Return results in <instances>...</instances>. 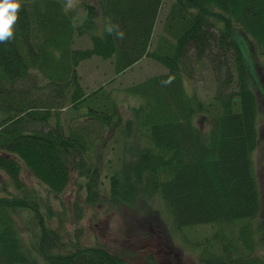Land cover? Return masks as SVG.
I'll return each mask as SVG.
<instances>
[{
  "label": "trees",
  "instance_id": "1",
  "mask_svg": "<svg viewBox=\"0 0 264 264\" xmlns=\"http://www.w3.org/2000/svg\"><path fill=\"white\" fill-rule=\"evenodd\" d=\"M78 1L23 0L15 38L0 43V264H132L81 235L66 239L64 203L56 211L53 198L74 175L84 179L74 221L85 206L137 209L158 199L203 264H264L255 161L262 107L253 86L259 78L264 91V0H176L155 47L165 0L84 1L82 20ZM109 22L123 39L104 32ZM243 36L263 59L254 77ZM84 37L90 46L77 47ZM95 56L114 59L117 74L144 58L167 72L125 89L136 101L124 119L111 92L87 94L81 84L78 67ZM208 75L206 98L194 85ZM105 131L114 136L104 139L113 147L108 181L94 155ZM205 224L215 225L212 235L187 238L186 229Z\"/></svg>",
  "mask_w": 264,
  "mask_h": 264
},
{
  "label": "rangeland",
  "instance_id": "2",
  "mask_svg": "<svg viewBox=\"0 0 264 264\" xmlns=\"http://www.w3.org/2000/svg\"><path fill=\"white\" fill-rule=\"evenodd\" d=\"M84 1L95 3V0H83L82 2L79 0L77 2L76 10H78L81 20L86 16V11L83 6ZM175 2L176 0H165L157 22L154 47L158 41V35L163 31L170 8ZM240 36L242 37V35ZM243 39H245V53L250 51V53H247V59L250 72L252 77H254L253 75H256L255 72L259 74L263 59L258 57V53L255 52L251 39L248 36H243ZM75 45L77 47H86L88 45L90 46V42L87 37L77 38ZM78 72L81 84L87 94L103 86V89L107 93L111 92L115 97L114 99L117 102L118 110L124 119H127L131 116L129 107L136 99L132 95L127 94L125 89L149 77L167 72V68L150 58H144L134 65L132 69L117 74L114 59H103L95 56L83 61L78 67ZM199 77L203 79V83L198 84V81H196V85L194 86L197 87V90L204 97L209 98L211 95L207 93L212 88L211 77L208 75L206 80L202 76ZM253 79H255L253 80V86L257 91L262 107L260 113L259 144L255 154V161L257 176L261 182L264 219V91L261 80L259 78ZM28 83L40 87L42 80L32 78ZM199 86H203V88L201 89ZM187 88L190 91L192 90L189 83H187ZM60 113L63 122L72 115L69 109H63ZM81 119L84 122L88 121L83 118ZM69 123L65 122V125L67 126ZM102 137L101 144L95 149L100 154L97 155L94 153V155L100 157L99 161L103 169L102 180L106 179L108 181L107 174L109 171L106 161L113 157V147H111L112 142L110 141L108 148H105L104 139L108 142L114 136L109 131H105ZM24 180L28 185L39 187L26 171L24 172ZM82 181L84 179L77 178L74 175L68 191L61 195L60 199L53 198V208L56 211H59L62 202L64 203L63 213H65L66 221L62 230L67 231L66 239L70 237L76 238L77 235H81L84 245L95 246L99 244L105 246L112 252L122 254L132 264H148L147 257L149 255L155 258L153 259L156 261V264H203L199 261V248L194 247L188 240L185 241L172 228V221L161 200L157 199L154 202L148 203V205L145 202L140 203L137 209L130 208L124 204L113 205L109 202L100 203L95 207L85 206L81 218H77L74 221L73 216L75 214L73 208H75L76 201L79 204L84 203L83 198H77L79 182L83 183ZM81 192L84 194V191L81 190ZM146 210L150 212L148 216H146ZM57 223L58 220L56 219L53 225ZM165 228H167V233L164 232ZM215 229V225L212 224L199 225L191 229H186V235L188 239L200 241L212 235Z\"/></svg>",
  "mask_w": 264,
  "mask_h": 264
},
{
  "label": "clouds",
  "instance_id": "3",
  "mask_svg": "<svg viewBox=\"0 0 264 264\" xmlns=\"http://www.w3.org/2000/svg\"><path fill=\"white\" fill-rule=\"evenodd\" d=\"M23 0H0V43H6L15 38L16 26L19 13L22 10ZM71 4L72 0H68ZM104 32L109 35L115 34L116 38L123 39L124 32L118 24L108 23Z\"/></svg>",
  "mask_w": 264,
  "mask_h": 264
}]
</instances>
